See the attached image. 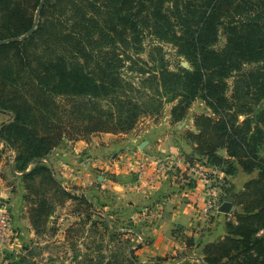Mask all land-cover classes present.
I'll return each mask as SVG.
<instances>
[{
  "label": "trees",
  "instance_id": "16d2710c",
  "mask_svg": "<svg viewBox=\"0 0 264 264\" xmlns=\"http://www.w3.org/2000/svg\"><path fill=\"white\" fill-rule=\"evenodd\" d=\"M41 4L0 0V41L36 25L24 39L0 44V59H7L0 60V109L11 115L0 125V142L16 151V170L37 204L36 232H44L54 213L38 178L50 175L62 197L79 199L61 189L42 161L65 133L75 140L127 133L166 102L174 103L178 121L203 100L210 112L195 114L188 160H205L227 176L240 169L258 175L237 194L242 211L226 221V235L204 244L199 262L186 264H264V0H44L36 24ZM221 32L225 45L217 49ZM145 33L175 45L190 68H170L160 45L150 55L152 67L128 53L142 49ZM127 61L139 83L123 75ZM88 206L77 224L95 227ZM35 249L9 255V264L31 263ZM97 251L93 257L88 249L82 262L152 264L139 262L134 250Z\"/></svg>",
  "mask_w": 264,
  "mask_h": 264
},
{
  "label": "crops",
  "instance_id": "0c3cea01",
  "mask_svg": "<svg viewBox=\"0 0 264 264\" xmlns=\"http://www.w3.org/2000/svg\"><path fill=\"white\" fill-rule=\"evenodd\" d=\"M201 104L203 111L209 113L204 101ZM192 107L178 121L167 111L145 133L134 129L128 134L102 132L89 138L67 139L45 158L60 186L72 193L78 187L79 191L94 194L93 200L108 210L106 219L113 218L122 225L106 226V234L115 233L107 236L109 240L118 239L117 235L130 239L126 244L115 243L117 246L105 237L96 249L134 250L142 263L199 262L202 246L225 236L226 221L235 220L232 216L242 211L235 204L229 213H223L220 207L230 198L236 201L237 194L258 171L240 169L236 175L227 176L215 166L206 165L205 160L195 161L197 169L212 172L204 177L188 167V156L194 154L188 134L197 131V112ZM10 116L0 125L8 122ZM16 156L14 149L0 142V207H7L18 234L12 246L0 248V264H9V255H24L34 247L43 252L48 242L41 240L45 234H38L32 225L31 210L37 204L26 188L23 172L16 170ZM164 162L167 165L163 168ZM140 164L145 165L143 172ZM53 204L54 213L48 223L57 221L62 225L57 235L64 238L71 221L81 219L68 213L73 199H55Z\"/></svg>",
  "mask_w": 264,
  "mask_h": 264
},
{
  "label": "rangeland",
  "instance_id": "374dc122",
  "mask_svg": "<svg viewBox=\"0 0 264 264\" xmlns=\"http://www.w3.org/2000/svg\"><path fill=\"white\" fill-rule=\"evenodd\" d=\"M39 16H40V13H38V11H36V13H35V17H36L35 23L36 24L39 20ZM0 20H1V15H0ZM34 27H32V29ZM27 33L23 34L21 36H18V37L6 38V39H4L5 41H0V44L3 42L7 43V42L15 41V40H17V38H19L18 40H22L26 37L25 35H27ZM225 40H226V37L223 34V32H221L220 39L216 43L215 47L217 49L223 48L225 45ZM156 45L157 46L160 45L162 47V49H163L162 53L164 54V62L170 68L174 69L179 63H181V65H182V63L184 61H186L188 64V67H186V68H190L188 61L182 55H180L178 53V50H177L178 48L175 45H173L171 43L162 42V41L158 40V38H156L155 36L149 35L148 33L144 34L142 49L139 50L138 52H136L132 49H128V53H130L131 55H134L136 58H140L143 61H148L149 67H152V66L157 65L153 60L150 59V55H152L153 53H156V51L153 50V48ZM0 60H7V59L4 56ZM144 67H146V66H144ZM122 73L129 80H132V81H135L136 83H139L140 74L137 70L131 69L130 61L126 62V66L123 69ZM202 101L203 100H197L192 104V106H193L192 108H196L197 113L204 112L203 111L204 105L201 104ZM262 103L264 104V101ZM263 104H261V105H263ZM173 105H174L173 102H166L164 109L160 114H158V115H156V114L155 115H153V114L142 115L140 117V119L138 120L136 126L132 130L137 129L140 132H144V133L146 131H149L152 128V125L157 124L158 120L160 119V117L162 115H164V113H166L169 110H170V113L172 112ZM104 107L110 108V105L108 103L104 102ZM9 115H10V113L8 111H5L4 109H0V123L2 121H5L6 119L8 120ZM171 115H172V113H171ZM132 130L130 132H132ZM130 132H127L124 134H128ZM99 133H102V132H99ZM99 133H91L87 136H84V138L96 136ZM84 138H81V139H84ZM67 139L74 140L69 134L65 133L61 143ZM58 146H56V147H58ZM51 152L48 155H46L45 158H48L49 155L51 154ZM45 158L42 160L43 163L49 167V169L51 171L50 173L57 180L58 177L56 176V174H54V172H53L54 170L48 164H46ZM42 175H44V174H42ZM49 177L51 178L50 175H49ZM49 177H43L42 176V178H38L36 181H38L39 186H36V187L41 188V190L44 192V195L52 203L54 202L55 199H57L58 201H59V199H65L64 197L62 198L63 193L60 190V188L58 189L55 186L54 181L51 182ZM41 181H42V185H41ZM44 182L46 184H44ZM96 184H97V182H96ZM61 189L66 190L65 187H62V186H61ZM76 190H75V194L79 199L78 200L73 199L74 205H73V207H70L68 213L76 215V216L80 217V219H82L81 215H84L85 217L87 215V208L89 207L88 204L91 205L93 203L94 205L92 204L93 206L91 205V209H90V212L92 213L91 220L94 222H99V224H96L95 227H93V226H91L92 223H86V226H84L81 224H77V221H79V220L71 221L72 223L70 225L71 228H70L69 233H67V235L64 238H62L61 236L57 235V233H58L57 230L63 229L62 225H58L57 221H55L54 224L48 223L49 226L47 228H45V230L43 232V234H45V235L41 239V240H47L48 241L47 244L45 245L46 249L43 252L36 250L34 255H33V258H31L32 259L31 263H29L30 262L29 261L28 264H84L82 261L84 260V258H86V254L88 253V248L90 247L91 250L95 249V250H93L92 255H93V257L97 256L98 251L96 248H97V246H99L98 245L99 243L104 242L105 237H106V240L108 242L112 241V242H114L113 244L117 245V246H118V244H115V243H119V244L125 243L126 244L129 242V240H130L129 237L118 236V235L116 236L118 239H114V240L110 239L109 240V237L107 238V236H110V237L113 235L115 236V233L110 231L109 233L106 234L104 232V230H106L107 227L108 228H113V227L118 228V227H121L122 225L120 223H119V225L117 223H115L113 221V218H110V219L107 218L106 219L105 216H108L107 215L108 210H105L102 205H99V203H96L95 200H93L92 196L94 194H92V193L90 194V192L87 194V193H84L82 191H79L78 187H76ZM233 202L235 205H237L236 201H233ZM235 209L236 208H234V210ZM232 218H236L235 214H234V217L232 216ZM232 221H235V220H232ZM89 228L93 229V230L95 229L96 233L95 232L93 233L92 230L90 232L88 230ZM84 229H85V231H84ZM97 229H98V231H97ZM59 234H60V231H59ZM105 252L107 253L110 251L106 250ZM21 253H23V252H21Z\"/></svg>",
  "mask_w": 264,
  "mask_h": 264
},
{
  "label": "built area",
  "instance_id": "2783aa9c",
  "mask_svg": "<svg viewBox=\"0 0 264 264\" xmlns=\"http://www.w3.org/2000/svg\"><path fill=\"white\" fill-rule=\"evenodd\" d=\"M188 167H192L195 171L199 172L202 176L207 177L208 174L212 172L201 171L196 168V164L191 163L189 160L186 162ZM166 162L163 163L161 167H165ZM145 169L144 164H140V171L143 172ZM218 169V168H217ZM18 237L16 230L13 227L12 218L9 215L7 207H0V248H9L12 246Z\"/></svg>",
  "mask_w": 264,
  "mask_h": 264
},
{
  "label": "water",
  "instance_id": "95a60500",
  "mask_svg": "<svg viewBox=\"0 0 264 264\" xmlns=\"http://www.w3.org/2000/svg\"><path fill=\"white\" fill-rule=\"evenodd\" d=\"M44 3V0H42V4ZM42 4H41V6H40V8H39V10H38V13H40V10H41V7H42ZM35 28V27H34ZM34 28L31 30V31H29L28 33H27V35H29L33 30H34ZM27 35H25V36H27ZM24 36V37H25ZM19 38H17V40H18ZM182 65L184 66V67H188V64H187V62L186 61H184L183 63H182ZM233 206H234V203H233V199L232 198H230V200L229 201H227V202H225V203H223L222 205H221V207H220V211H222L223 213H229L232 209H233Z\"/></svg>",
  "mask_w": 264,
  "mask_h": 264
}]
</instances>
